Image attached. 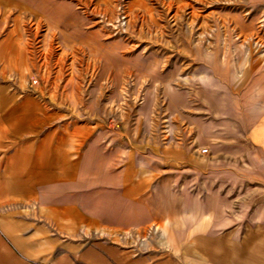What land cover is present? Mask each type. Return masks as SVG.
I'll return each mask as SVG.
<instances>
[{
	"label": "rangeland",
	"instance_id": "rangeland-1",
	"mask_svg": "<svg viewBox=\"0 0 264 264\" xmlns=\"http://www.w3.org/2000/svg\"><path fill=\"white\" fill-rule=\"evenodd\" d=\"M56 1L0 26V116L29 98L117 131L141 164L181 145L188 159L155 158L170 208L156 227L171 233L154 234L157 250L264 264V0Z\"/></svg>",
	"mask_w": 264,
	"mask_h": 264
},
{
	"label": "crops",
	"instance_id": "crops-1",
	"mask_svg": "<svg viewBox=\"0 0 264 264\" xmlns=\"http://www.w3.org/2000/svg\"><path fill=\"white\" fill-rule=\"evenodd\" d=\"M55 1L0 0V26L12 13H52ZM11 43L4 36L0 48ZM6 93L0 85L4 110ZM16 104L0 116V264L180 263L153 240L171 241L156 227L170 208L158 206L155 158L188 159L186 149L149 148L141 164L115 130L61 118L29 98Z\"/></svg>",
	"mask_w": 264,
	"mask_h": 264
},
{
	"label": "built area",
	"instance_id": "built-area-1",
	"mask_svg": "<svg viewBox=\"0 0 264 264\" xmlns=\"http://www.w3.org/2000/svg\"><path fill=\"white\" fill-rule=\"evenodd\" d=\"M206 151H207V149H204V150H203V152H206Z\"/></svg>",
	"mask_w": 264,
	"mask_h": 264
}]
</instances>
